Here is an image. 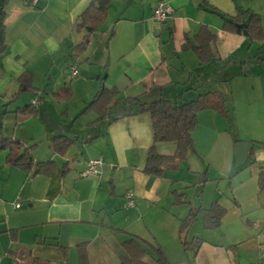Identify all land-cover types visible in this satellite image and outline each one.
<instances>
[{"label":"crops","instance_id":"obj_1","mask_svg":"<svg viewBox=\"0 0 264 264\" xmlns=\"http://www.w3.org/2000/svg\"><path fill=\"white\" fill-rule=\"evenodd\" d=\"M159 2L172 8L162 22L152 18ZM88 3L4 0L0 137L18 140L30 147L35 162L50 164L46 173H35L34 168L25 171L8 163L7 150L0 149V264H79L80 245L90 264H119L124 254L121 243L130 235L156 242L170 264H260L264 228L252 229L248 215L264 208L258 186V173L264 169L258 165L247 175L236 173V168L230 173L236 142L252 144L247 160L264 161L261 149L255 147L264 138H257L254 131L264 130V120L250 101H245L249 115H257L248 131L237 126L232 131L225 125L218 130L223 122L218 114L226 117L230 96L237 100L233 82L239 86L256 78L264 99V40H249L243 31L222 27V17H237L238 11L248 10L259 15L264 29V0H112L101 25L79 47L88 29L76 28V22ZM201 30L213 35L211 59L204 63L191 46ZM71 66L77 68L74 76L69 74ZM220 67L233 71L220 80ZM24 71L31 73L32 90L18 93V77ZM227 81L229 87L223 91L221 82ZM102 86L118 92L103 117L94 108L85 109ZM66 87L70 96L64 99L60 92ZM210 91H219L226 99L225 113L199 111L209 114L214 138L192 136L194 152L177 168L160 176L145 173L152 144L151 117L125 100L140 97L148 102L163 97L178 102ZM30 105L35 114L23 112ZM55 136L71 142L57 151ZM221 140L222 165L210 160L205 167L204 158L218 149ZM174 149L172 142L156 144L161 154H172ZM95 158L102 160L99 173L83 175L87 162ZM204 170L207 181L202 184L199 174ZM238 174L241 177L228 194L218 189L206 192L211 181L216 184L218 179L236 176L234 181ZM174 191L184 193L186 202L176 204ZM212 202L226 213L214 229L205 228L202 213H196L185 239L201 242L189 258L182 248L180 221L191 209H206ZM230 221L239 228L223 229ZM247 244L250 258L243 255ZM143 260L155 264L148 255Z\"/></svg>","mask_w":264,"mask_h":264},{"label":"trees","instance_id":"obj_2","mask_svg":"<svg viewBox=\"0 0 264 264\" xmlns=\"http://www.w3.org/2000/svg\"><path fill=\"white\" fill-rule=\"evenodd\" d=\"M112 0H89L86 8L78 16L76 28H87L88 34L84 37L79 47H84L88 40L90 32L96 30L103 22L108 5ZM4 0L0 3V46L3 43V25L2 15ZM246 15L244 19L240 15ZM222 27L225 30L240 33L244 29L248 33L249 40H264V29H262L260 17L257 14L248 12V10L238 11L237 17H222ZM244 24L239 27L238 24ZM213 39V35L206 30H201L198 34L196 44H192V48L204 63L211 59L209 42ZM31 73L24 71L18 77V93L31 91ZM118 94L113 87L102 86L87 103L85 109L94 108L100 113V116H107L112 98ZM60 95L64 99L70 96L68 87L64 88ZM225 97L219 91H210L205 93H195L189 99L181 102H173L169 99L159 97L151 101H144L140 97L127 98L125 101L130 105H135L138 112H147L151 117L152 144L148 147L145 165L143 171L147 174L160 176L164 170L175 169L179 163L186 160L187 155L194 152V143L192 131L197 123V112L203 109H214L220 113L226 112ZM23 111L31 114L36 113L34 106L25 107ZM70 139L65 136H55L53 148L57 151H63ZM159 142H172L175 149L172 154H161L156 150V144ZM0 149L7 150V162L13 166L19 167L25 171H31L34 168L35 173L48 172L50 162H35L30 153V147L23 146L18 140L7 137H0ZM200 183L207 181V172L204 170L199 174ZM259 189H264V171L258 173ZM174 202L176 204L185 203L184 193L173 192ZM202 213L203 225L207 229H214L220 226L222 218L226 213L225 208L216 202H212L206 209H191L188 215L181 219L179 224V234L182 236V248L187 257L191 258L195 255L201 240L198 238L185 239L191 224L196 218V213ZM124 254L119 259V264H150L143 260L145 255L153 258L155 264H170L165 258L161 247L156 242H148L137 236L130 235L122 243ZM79 264H90L87 258L86 250L83 245L78 246ZM260 264H264V248H260Z\"/></svg>","mask_w":264,"mask_h":264},{"label":"rangeland","instance_id":"obj_3","mask_svg":"<svg viewBox=\"0 0 264 264\" xmlns=\"http://www.w3.org/2000/svg\"><path fill=\"white\" fill-rule=\"evenodd\" d=\"M24 1H29V0H24ZM255 44V43H254ZM253 49V48H252ZM251 49V50H252ZM253 51V50H252ZM236 69H239V67H237ZM219 73V79L224 77L225 75H230V72H232L233 70L231 68H227V67H220L218 69ZM221 74V76L219 75ZM254 80L251 82V80L247 81V82H241L239 84V86H237L234 82L232 83V86L235 88L233 89L234 91V96L237 98V100H234L233 98H231L227 101L226 105L228 108V112L226 117H224L222 115L218 117L219 119H221L223 122L218 123V130L225 125L226 129L232 130L234 131V129H236L238 127L243 128V131H248L253 127V122L255 121V117L258 114L259 118L262 120H264V99H261V96L258 92L257 89V82H256V78H253ZM221 80V79H220ZM220 80L218 81V83L220 82ZM253 83V87L251 88V84ZM229 83L227 81V83H222L220 85V88H222V90L224 91V87L228 88ZM195 90V89H194ZM189 98H184L183 100H186ZM252 100H255L254 103L252 102ZM182 100H179L178 102H181ZM245 101H250L252 104H255L258 109L257 114L254 113L252 116L249 115V109L247 108V105L245 104ZM233 106H235V111ZM236 113L235 114V121L234 119H232L233 115L232 113ZM205 113V114H203ZM209 115L207 112H197L196 118H197V123L195 128L193 129L192 132V136L195 137V135L199 137H206L209 136L210 139L214 138V130H213V126L211 125V119H209ZM257 116V117H258ZM237 123V125H235ZM259 128V127H258ZM255 131V136H259L257 138H264V130H254ZM264 140V139H262ZM233 145V144H232ZM232 145L230 147V149H232ZM259 146L260 150V154L262 157H264V141L257 142L255 143V147L257 148ZM255 150V148H254ZM229 153V152H228ZM255 153V151H254ZM255 155V154H254ZM224 149H223V143L222 140L221 142H218V149L216 147L215 150L211 151V154L208 155V157L204 158L205 159V167L207 166V162L210 160L216 161L218 162V165H222V160L224 159ZM185 161V160H184ZM213 164V163H212ZM210 163V167H211V176L214 175L213 173V168L214 166ZM258 165L262 166V169H264V161H262L260 164H256V162H252L251 160H247L244 164L240 165L239 167H237V172L236 173H241V171H246L244 172V175H247L249 173V170L251 169H256L258 168ZM235 169V168H234ZM235 170H233V164H232V169H231V173L230 175L232 176ZM236 176L230 178H225V179H218L217 183L215 184V182L213 183L211 181V184L208 186L207 188V193H209L210 191H212L213 189H218V193L224 194L225 192H227V194L230 191V187H232V185L236 182L239 181L241 174H238V177L236 178V180L232 181ZM216 185V186H215ZM259 197L260 200H264V189H261L259 191ZM249 219L251 222H253L251 225H249L252 229L254 230H260L262 228H264V208H260L255 210V212H253L252 214L248 215ZM246 219H244L245 221ZM246 222V221H245ZM236 221H230L226 224V226L223 228L225 230H230L231 228L233 229L235 228H239L238 227V223H236L237 225H235ZM228 225V226H227ZM247 225V224H246ZM225 236V234H224ZM261 240L260 241H264V235H262L261 233ZM245 247V246H244ZM244 247L242 250H244ZM248 248V251H243V255L246 258H250V252H249V244L246 245V249ZM248 260V259H247ZM186 264H190L186 261Z\"/></svg>","mask_w":264,"mask_h":264},{"label":"built area","instance_id":"obj_4","mask_svg":"<svg viewBox=\"0 0 264 264\" xmlns=\"http://www.w3.org/2000/svg\"><path fill=\"white\" fill-rule=\"evenodd\" d=\"M30 2L32 4H36L38 0H30ZM171 12H172V8L170 7V5L164 2H159L152 9V18L155 21L162 22L171 14ZM76 73H77V68L75 66H71L69 69L70 76H74ZM32 104H36V101L33 100ZM101 164H102L101 158H95V159L89 160L82 174L83 175H94V174L99 173V167L101 166ZM127 198H128V204L132 205L131 194H127ZM14 206L18 207L19 203L15 202Z\"/></svg>","mask_w":264,"mask_h":264},{"label":"water","instance_id":"obj_5","mask_svg":"<svg viewBox=\"0 0 264 264\" xmlns=\"http://www.w3.org/2000/svg\"><path fill=\"white\" fill-rule=\"evenodd\" d=\"M239 27H244V24H238ZM243 34L247 35V31L244 29ZM252 144L250 142H236L233 145V154H234V164L233 168H237L238 166L242 165L246 162V160L250 156Z\"/></svg>","mask_w":264,"mask_h":264}]
</instances>
